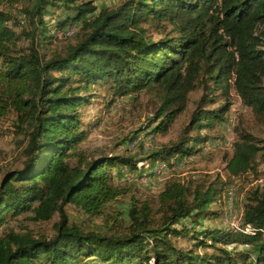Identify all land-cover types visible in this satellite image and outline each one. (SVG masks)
I'll list each match as a JSON object with an SVG mask.
<instances>
[{"label":"trees","instance_id":"1","mask_svg":"<svg viewBox=\"0 0 264 264\" xmlns=\"http://www.w3.org/2000/svg\"><path fill=\"white\" fill-rule=\"evenodd\" d=\"M47 8L60 15L47 22ZM79 22L73 42L49 50L53 31ZM97 88L109 106L152 93L154 136L199 93L176 140L141 159L154 165L195 154L208 140L202 131L225 121L231 91L264 126V0H121L99 10L94 0H34L18 15L0 7V122L12 118L23 146L20 166L0 176V264H264L259 186L246 192L239 229L203 225L218 217L212 207L231 179L257 174L263 142L235 122L225 178L169 180L151 200L131 198L122 233L114 203L126 191L115 178L139 159L79 148L89 126L82 110ZM69 205L112 224L82 228L69 221ZM25 215L32 223L56 217L53 234L9 227Z\"/></svg>","mask_w":264,"mask_h":264},{"label":"rangeland","instance_id":"2","mask_svg":"<svg viewBox=\"0 0 264 264\" xmlns=\"http://www.w3.org/2000/svg\"><path fill=\"white\" fill-rule=\"evenodd\" d=\"M33 1L3 0L0 7L18 15L21 8ZM119 1L121 0H94V3L99 10L105 7H115ZM59 15L60 11L47 8V22L52 21L49 17L57 18ZM79 25L80 22L63 31H53L58 39L52 41L49 50L60 51L68 43L73 42L74 39L70 37L75 34ZM68 30L74 31L68 32ZM95 93L92 103L82 110L83 122L89 123V126L86 129V138L79 145V148L85 149L88 154L93 155L98 153L108 155L129 154L139 159L135 171L122 170L115 178V184L126 191L114 203L116 209L121 212L122 227L120 232L122 233L125 232L128 225L126 214L131 204V198L138 201L151 200L158 194L163 184L169 180L186 181L192 179L197 181L203 179V177L213 178L216 174L225 178L223 157L231 154L235 122L236 125L240 124L247 132L261 140L263 142L261 145L264 146V126L254 121L250 110L243 107L238 96L231 91V106L225 116V121L216 124L211 130L202 131L203 135L208 136V140L199 147L195 154L171 160L169 163L172 164L173 169L167 165L159 164L155 166L156 162L150 163L148 160L142 161L141 159L149 151L156 150L161 145L176 140L181 127L187 122L188 115L193 109L194 101L198 98L199 93L194 92L189 95V103L185 112L177 117L167 133L158 136H154L151 128H148V119L157 104L152 93L141 92L136 96L132 95L117 99L110 106L107 104L109 98L105 97L102 89L97 88ZM11 120L12 118L8 117L0 122L2 127V134L0 135V176L6 170L18 168L22 161V139L12 133ZM225 123H228L227 130ZM94 124L95 126L91 127ZM139 163L144 164L139 168ZM256 186L264 190V164L261 162H258L256 175L231 179L230 184L222 193L219 203L212 207L219 214L218 217L205 221L203 225L218 229H239L242 204L246 192L250 187ZM66 211L70 222L87 230L103 231L105 225L112 224L103 222L101 218L89 217L72 205L67 206ZM26 216L28 215L9 220V227L18 232L29 233L34 237H50L53 234V224L56 217L48 222L32 223L24 219ZM1 230L2 228H0ZM179 243L182 246L191 244V242L185 240H181Z\"/></svg>","mask_w":264,"mask_h":264},{"label":"bare ground","instance_id":"3","mask_svg":"<svg viewBox=\"0 0 264 264\" xmlns=\"http://www.w3.org/2000/svg\"><path fill=\"white\" fill-rule=\"evenodd\" d=\"M143 164H144V163H139V164H138V167H139V168L142 167ZM171 165H172V164H171ZM155 166H156V165H155ZM164 166H166V165H164ZM168 167H171V168H172V166H168ZM165 168H167V167H165ZM163 169H164V168H163ZM167 169H168V168H167ZM172 169H173V168H172ZM164 171H165V170H164ZM166 172H168V171H166Z\"/></svg>","mask_w":264,"mask_h":264},{"label":"built area","instance_id":"4","mask_svg":"<svg viewBox=\"0 0 264 264\" xmlns=\"http://www.w3.org/2000/svg\"><path fill=\"white\" fill-rule=\"evenodd\" d=\"M70 31H74V30H68V32ZM62 36V34L60 35V37ZM230 123V122H229ZM225 126H226V130L228 129V123H225ZM161 167V166H160ZM140 171V170H139Z\"/></svg>","mask_w":264,"mask_h":264}]
</instances>
